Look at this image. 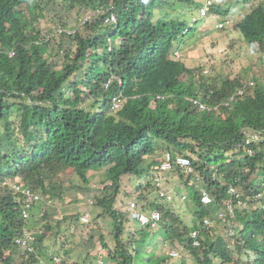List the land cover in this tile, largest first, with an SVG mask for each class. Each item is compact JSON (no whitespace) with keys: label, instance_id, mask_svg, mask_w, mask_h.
Returning a JSON list of instances; mask_svg holds the SVG:
<instances>
[{"label":"trees","instance_id":"1","mask_svg":"<svg viewBox=\"0 0 264 264\" xmlns=\"http://www.w3.org/2000/svg\"><path fill=\"white\" fill-rule=\"evenodd\" d=\"M67 2V9L76 12V25L87 8L110 6L117 24H106V13L85 21L72 35L63 32L59 39L69 48L60 47L52 58L42 49L56 41L47 38L49 30H42L35 17V10L43 17L47 2L0 0V264H42L41 258L50 264L55 255L66 256L68 250L56 247L64 233L61 224L73 219L79 222L80 216H65L53 223L48 208L54 200L64 199L69 186L92 184L101 193L95 198L98 215L91 220L99 224L110 220L112 245L107 244L104 233L99 243L116 264H135V256L146 246L142 236L136 239L135 233L125 230L133 221L126 210L113 209L115 205L124 207L132 198L142 213L160 212L159 227L169 237L168 246L183 247L192 264H264V205H260L264 203V67L233 80L219 74V83L207 84L200 73L203 66L196 71L176 60L171 50L188 23L175 11L188 6L193 14L199 6L195 0ZM240 30L245 42L257 43L263 54L264 4L252 8ZM91 49L94 51L88 53ZM11 50L13 56L8 55ZM110 76L116 79L104 89ZM249 80L253 85L244 89L243 96L230 106L221 105ZM118 95L126 100L113 111L111 99ZM189 97L220 107L216 112L199 110ZM252 134L262 141L249 144L251 153L247 154L243 148ZM166 152L188 157L212 197V203L204 206L192 178L182 179L178 169L171 171L178 172L184 187L191 190L197 225L179 228L178 223L183 222L173 211L174 201L168 203L172 208L158 197L150 199L147 192L156 190L149 182L155 175L152 167ZM130 176L144 178L148 184H139L128 195L122 179ZM14 179L52 201L39 216L46 221L44 229H30L32 253L20 254L13 243L33 217L26 222L21 219L23 197L12 188ZM230 186L243 194L248 208L236 207L233 216L222 221L217 214ZM247 197L256 200L254 209ZM41 206L35 208L38 214ZM205 218L217 225L238 222L241 229L237 234L231 230L232 245L221 235L212 237L215 228L211 226L199 233L200 246L192 247L190 233L200 230ZM16 254L17 262L13 260ZM168 261V257L156 258L150 253L140 264ZM181 264L187 262L181 260Z\"/></svg>","mask_w":264,"mask_h":264},{"label":"rangeland","instance_id":"2","mask_svg":"<svg viewBox=\"0 0 264 264\" xmlns=\"http://www.w3.org/2000/svg\"><path fill=\"white\" fill-rule=\"evenodd\" d=\"M43 2L46 3L47 0H43ZM243 2L244 0H218L220 6H233L234 9H246L248 7V10L251 7L254 8L258 6L260 3H264V0L249 1L245 3L246 7L242 4ZM237 3H240V5H237ZM48 4L49 6L44 10L43 17L40 15L41 13L39 14V11L35 10V17L38 19V21L40 20L39 22L41 29L49 30L51 28L64 24V28H66L67 30H74V28L76 27L77 15L76 12L69 11L67 9L66 0H55L54 2ZM175 12L177 13V17H181L182 19L186 18L188 21L191 20L189 17L190 11L188 10V6H183ZM214 23L215 21L208 20L199 22L198 25L200 26H198V28L192 25L191 29L195 28L196 33L191 37L189 35L185 36L184 43L181 41V46H179L178 49L174 51V53H177L179 55L180 61H182L186 65V67L196 71L201 66L204 67V70L208 68V71L210 72H208L207 75H203V73H201V77L206 83H214V81L216 83H219V74L222 77L234 78L243 74L251 75L253 71H258L261 67L260 59L258 58L256 53L249 51L246 44H244V42L241 40L240 34L236 32L234 28H228L226 31L221 32L211 31L209 33L210 28L212 26L214 27ZM190 25L191 24H189V26ZM55 41L56 43H53L50 47H48L49 49H42L43 52L48 54V56L52 55V58L54 53L59 50L60 47L61 49L69 48L67 42L61 41V39H58V37ZM60 62L61 58L57 60V66H60ZM217 63L222 66L221 69L217 67ZM213 69L215 70V72L212 74L211 71ZM198 78L199 76H197V79ZM172 173V177L176 178V180L179 181L177 185H181V177L178 172ZM185 178L186 177L183 176L182 179ZM16 180L18 181V179L12 180L11 185ZM122 180V188H124L128 195H130V193L133 192L135 187L140 183L144 187L148 184V180H144V178L139 179L134 176L123 177ZM147 192H149L150 199L153 200L156 197V190L150 189ZM100 193L101 191L97 184H92L91 187L86 188L77 185L69 186L63 193L64 199L58 202H55L54 200V203L48 208V219L51 222L55 223L57 221H60L65 216H72L74 214H79L80 216V214L85 212H88L91 218L92 216L95 217L96 215H98V211L94 206L89 208L87 206L86 199L88 197L98 198L100 196ZM174 194L175 197L173 198L175 201L173 203V211L175 212V215H177L183 222L182 225L178 223V227L182 228L184 225L188 227V222L194 219L192 214L189 213V210H191L192 208L191 203L187 198L185 200L180 199L175 191L173 192V196ZM124 198L128 200L127 197ZM255 201L256 200H254V202ZM254 202L252 203V209L257 206ZM260 205H264V203L262 202ZM167 206L171 207V204H167ZM247 208L248 205L244 204L240 208V210H245ZM31 215L33 217L28 222V228L34 229L32 230L34 232H39L44 229V227L46 226V221H42L39 218L36 209L31 212ZM31 220L33 221V227L35 228L32 227ZM99 223L100 222L97 223L92 219L90 224H80L77 220L73 219L71 222H63L61 224V229L64 233L60 239L56 240V247H62L63 249L68 250V254L63 257L57 255H55L54 257L53 255V257L59 261V264H62V261H65V264H99L96 263L99 258L102 257L104 260L107 254V250L105 247L103 248L100 246L99 237L104 233L106 237L104 235L103 236L106 238V241L108 242L107 244L112 245L110 237L108 236L109 231L111 230V222L109 219H104L103 224ZM197 223L198 222L196 220V225ZM128 226L133 232H137L135 238L137 239L138 237L142 236V238L145 240L146 246H149L151 250L156 251L160 248L161 241H163L164 239V232L162 230H141L139 224L134 220L129 221ZM211 226L215 228L211 233L212 237L221 235L225 237L230 245H232L233 243V240L231 239L233 231L237 234V231L241 229L240 224L236 221H234L230 226L224 224L217 225L215 223H212ZM232 229L234 230L231 231ZM91 236L93 240L89 241ZM51 242L52 241H50V244ZM46 244L49 245L48 242ZM149 248L147 250H149ZM50 250L51 248L49 249V251ZM171 250L176 251L178 254L183 256L182 260L186 259L187 264H192L193 259L191 255H189L188 252L181 246L177 247L176 249H170L162 245L161 250L159 252L157 251V255L161 254L159 256L166 257ZM149 253H152V251H142L141 255H143L145 258H148ZM243 255L246 256L247 254L243 253ZM94 257H96V259H94ZM13 260L15 262L18 261L17 254L14 256ZM180 261L181 260L178 259H170L168 263L181 264ZM41 262L42 264H49L42 258ZM103 264L105 263L103 262ZM216 264H221V262L216 261Z\"/></svg>","mask_w":264,"mask_h":264},{"label":"built area","instance_id":"3","mask_svg":"<svg viewBox=\"0 0 264 264\" xmlns=\"http://www.w3.org/2000/svg\"><path fill=\"white\" fill-rule=\"evenodd\" d=\"M253 82H248L244 85L252 86ZM243 89H239L237 91V95H242ZM124 98L122 96H117L112 99V110H118L123 102ZM194 103H197L194 101ZM201 109H204V106L199 105ZM261 137L258 134L250 135L247 140L245 141V146L243 150L247 154H250V150L247 148L249 144L255 141H259ZM158 174L153 178V183L157 188L158 196L161 199L166 201H170L172 198L170 195H167L163 191H161L162 183L164 182V174L167 172H171L174 169H178L185 177H191L192 180L196 183L195 187L199 191L200 195V202L204 205H210L212 203V197L207 191V188L202 185V180L199 173L194 169L191 160L185 156H173L172 153L166 152L162 157L161 161L158 163L156 167H154ZM12 188L15 192H18L23 197V203L21 208V219L26 222L31 217V212L36 208L38 205L41 206V212L39 216L42 215L44 208L46 206H50L52 204L51 199L48 196L42 195L31 188L23 187L20 184L13 183ZM260 195L256 196V199L259 198ZM243 194L235 187L230 186L227 190V196L223 201V208L218 211L217 218L224 221L226 217H232L234 214V210L236 207L241 208L244 204L242 201ZM249 198V199H248ZM249 201H253L254 198L247 197ZM89 204H93V200H88ZM254 202V201H253ZM126 212L129 214L130 218L139 222L142 227L149 226L152 229L158 227L161 221V214L158 210H153L148 214L142 213L139 208L136 206L135 202H130V204L126 207ZM81 222L88 223L89 215L84 214L80 218ZM212 225V221L208 219H203L202 224L200 226V230H194L190 233V239L192 241V247L196 248L200 246L198 237L199 233L203 230H208ZM33 233L28 227H23L20 232H18L14 237V245L18 247L20 254L23 253H32L34 252L33 249ZM168 256L172 258H179V254L176 251H169ZM99 263L101 264L102 261L99 259ZM53 264H59V261L56 258H53Z\"/></svg>","mask_w":264,"mask_h":264},{"label":"clouds","instance_id":"4","mask_svg":"<svg viewBox=\"0 0 264 264\" xmlns=\"http://www.w3.org/2000/svg\"><path fill=\"white\" fill-rule=\"evenodd\" d=\"M38 1V0H37ZM55 0H53V1H51V0H47V4H45L44 6H43V11H42V13H43V15H44V10L46 9V8H48V6H49V4L48 3H52V2H54ZM196 2H198L199 3V6H197L196 8H194L193 9V14H191L190 12H189V17H190V19L191 20H187V23H189V24H191L190 26H189V24L187 25V27L183 30V32H182V34H181V36H180V38L176 41V42H174V46H173V48H172V50H171V52H172V54L174 55V58L176 59V60H179L180 61V57H179V55L177 54V53H174V51L176 50V49H178V47L179 46H181V41L184 43V41H185V39H184V37L185 36H193L195 33H196V30H195V28H193V29H191L192 28V25H194V26H196V28H198V26H200V25H198V23L199 22H203V21H208V20H213V21H215V23H214V27L212 26L211 28H210V31H209V33L212 31H219V32H221V31H226L228 28H234L235 30H236V32H238L239 34H240V36H241V40L244 42V44H246V46L248 47V49H249V51H251V52H253V53H256V55L258 56V58L260 59V62H261V66H263L264 67V53L263 54H259L260 52H259V49H258V47H257V43H254V44H252V45H248L246 42H245V40H244V38H243V35H242V33H241V30H240V25H241V23H242V20L245 18V16L246 15H248L249 13H250V11L252 10V7L248 10V7L246 8V9H234V7L233 6H228V7H223V6H220V4L218 3V0H195ZM249 1H252V0H244V2L242 3L245 7H246V4L245 3H247V2H249ZM42 2H43V0H42ZM45 3V2H44ZM68 4V2H67V0H66V5ZM260 4H264V3H260ZM259 4V5H260ZM84 5V4H83ZM86 5L87 6H89V5H91L89 2H87L86 3ZM237 5H240V3H237ZM257 7V6H256ZM92 9V10H91ZM216 9H219L218 11H215ZM112 10H113V8H112V6H110L109 8H106V9H102V8H99V7H96V8H87L86 9V12H85V15H83L82 16V18H80V21H79V24H77L76 25V27L74 28V30H67L66 28H63V27H61V25H59V26H57V27H54V28H51V29H49V34H48V36H47V38L49 39V40H52V39H54V40H57V37H58V39L60 38V36L62 35V33L63 32H65L66 34H68V35H72L82 24H84L85 23V21H87V20H91L93 17H95L96 15H101V14H106V13H109L108 14V17L105 19V23L106 24H117V21H116V19H115V16L112 14ZM70 11V10H69ZM247 12V13H246ZM40 21V20H39ZM39 26H40V22H39ZM188 26H189V28H188ZM190 29V30H189ZM186 33V34H185ZM110 41V40H109ZM108 49L110 50L111 49V47L109 46L108 47ZM92 51H94V50H88V53H91ZM263 52V51H262ZM13 50H11V51H9L8 52V55L9 56H13ZM182 62V61H181ZM217 67L219 68V69H221L222 68V66L219 64V63H217ZM208 72H210V71H208V68L207 69H203L200 73H203V75H207L208 74ZM229 78V77H228ZM234 78H236V77H234ZM234 78H229V79H231V80H233ZM116 78L114 77V76H110L108 79H107V81L105 82V84H104V89H107L109 86H110V84L112 83V81L113 80H115ZM117 81H118V83L119 84H121V81L119 80V79H117ZM205 82V81H204ZM248 82H252V80H249V81H245V82H243V84H242V87L240 86V87H238V88H236L234 91H233V93L228 97V99L225 101V102H223L221 105L222 106H230L231 105V103L233 102V100L236 98V97H240V96H243L244 95V89L247 87H245L244 88V85L245 84H247ZM206 83V82H205ZM207 84H210V83H207ZM239 89H243V94L242 95H237V91L239 90ZM118 96H121V95H118ZM115 97H117V96H115ZM114 98V97H113ZM112 98V99H113ZM124 98V97H123ZM159 98V97H158ZM112 99H111V110H112ZM160 99H163V97H160ZM188 99V101L189 102H191V103H193L194 105H196L197 106V108L199 109V110H206V109H208V110H212V111H218V109H219V107L220 106H217V105H215V106H206L204 103H202V102H199V101H197V100H195L194 98H191V97H189V98H187ZM126 100V98H124V100L123 101H125ZM194 101L195 102H197V103H194ZM123 103V102H122ZM122 105V104H121ZM199 105H202V106H204V109H201L200 107H199ZM113 111H115V110H113ZM186 157V156H185ZM162 159V158H161ZM161 159H158L157 160V165H158V163L161 161ZM157 165H155V166H153V169L152 170H154V174L155 175H153L152 177H151V179L149 180V182L155 187V185H154V183H153V178L155 177V176H157V174H158V172H157V170L154 168V167H156ZM168 173V172H167ZM166 174V173H165ZM141 184V183H140ZM155 189L157 190V188L155 187ZM90 199H92L93 200V204H89V202H88V200H90ZM162 200H164V199H162ZM130 202H134V200L133 199H130V201H129V204H130ZM86 203H87V206L90 208V207H92V206H96V200H95V197H88L87 199H86ZM128 204V205H129ZM96 208V207H95ZM115 210V209H114ZM118 212V211H117ZM84 214H88L89 215V213L88 212H85V213H82V214H80V218L84 215ZM39 215V214H38ZM133 220V219H132ZM90 222H91V217H90V215H89V221H88V223H83V222H81V220H79V223L80 224H90ZM158 227H159V225H158ZM157 227V228H158ZM156 229V228H155ZM151 230H154V229H152L151 228ZM179 258H172V257H170V256H166V257H168L169 258V260L170 259H178V260H182V258H183V256H181L180 254H179ZM100 260L101 259H103L102 257L101 258H99ZM99 259L96 261V263H99ZM183 260H185L186 261V259H183ZM102 261V260H101ZM181 262V261H180ZM100 264V263H99ZM102 264V263H101ZM224 264V263H223Z\"/></svg>","mask_w":264,"mask_h":264},{"label":"crops","instance_id":"5","mask_svg":"<svg viewBox=\"0 0 264 264\" xmlns=\"http://www.w3.org/2000/svg\"><path fill=\"white\" fill-rule=\"evenodd\" d=\"M158 160V159H157ZM152 169H153V167H152ZM172 174L173 173H171V172H168V173H166V174H164V182L162 183V186H161V191H163L164 193H166L167 195H170L171 196V200L170 201H166V200H162L159 196H158V193H157V190H156V197H158V199H160L161 200V202L162 203H170V202H172V201H175L174 200V198L173 197H175V194H174V196H173V192L175 191V193L177 194V196H179L180 197V199H182V200H185L186 198L188 199V201L191 203V206H192V208H191V210H189V213L190 214H192V216H193V218L194 219H192V220H190V222H188V227H190V226H193V225H196V217H195V215H194V212L196 211V208H195V206H194V204L192 203V201H191V190H188L187 188H185L184 187V184H182L181 183V181H180V184L181 185H177L178 183H179V181L178 180H176V178H174V177H172ZM128 179V178H127ZM175 185H177V186H175ZM135 188H137V186L135 187ZM125 191V190H124ZM134 191H135V189H134ZM179 192H181V193H179ZM122 198V197H121ZM165 201V202H164ZM117 204H119V203H117ZM129 204V203H128ZM128 204H126L124 207H118V205H115L114 207H113V209H115L116 211H118V212H121L120 210H126V207L128 206ZM172 206H173V204H172ZM171 206V207H172ZM136 223H137V221H135ZM162 230V227H158V228H156V229H154V230H152V231H158V230ZM125 230H127V232H128V230H129V232H132V233H135V236L137 235V232H133L131 229H130V227L128 226V225H126L125 226ZM131 230V231H130ZM163 231V230H162ZM164 232V231H163ZM166 238V239H165ZM133 243V242H132ZM168 244H169V237L164 233V239H163V241H161V244H160V248L159 249H157L156 251H154V250H151L150 248H149V246H144V248H143V250L144 251H152V253L156 256V258L157 257H159V258H161V256H159V255H161V254H158L157 255V251L159 252L160 250H161V248H162V245H164V247L166 246V247H169L168 246ZM178 244V243H177ZM149 248V250H147ZM170 249H174V248H171V247H169ZM177 248V247H176ZM142 254V252L141 253H139V255H136L135 256V259H134V262H135V264H140L141 262H145L146 261V259L147 258H145L143 255H141ZM150 254V253H149ZM102 260V264H103V262L105 263V264H108V263H110V264H115L116 262L114 261V260H111L110 259V257L108 256V251H107V254H106V257L104 258V260L103 259H101ZM137 262V263H136Z\"/></svg>","mask_w":264,"mask_h":264},{"label":"water","instance_id":"6","mask_svg":"<svg viewBox=\"0 0 264 264\" xmlns=\"http://www.w3.org/2000/svg\"><path fill=\"white\" fill-rule=\"evenodd\" d=\"M25 100H26V101H28V99H27V98H25Z\"/></svg>","mask_w":264,"mask_h":264},{"label":"bare ground","instance_id":"7","mask_svg":"<svg viewBox=\"0 0 264 264\" xmlns=\"http://www.w3.org/2000/svg\"><path fill=\"white\" fill-rule=\"evenodd\" d=\"M82 13H83V12H82ZM90 21H91V20H90ZM100 28H102V27H100ZM100 28H99V29H100Z\"/></svg>","mask_w":264,"mask_h":264}]
</instances>
